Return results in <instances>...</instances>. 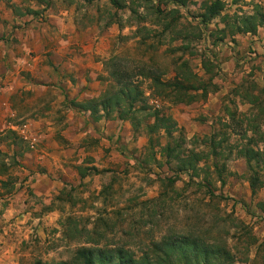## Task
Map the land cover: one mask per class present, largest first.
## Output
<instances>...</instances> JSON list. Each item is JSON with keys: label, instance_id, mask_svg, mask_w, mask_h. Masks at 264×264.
<instances>
[{"label": "rangeland", "instance_id": "obj_1", "mask_svg": "<svg viewBox=\"0 0 264 264\" xmlns=\"http://www.w3.org/2000/svg\"><path fill=\"white\" fill-rule=\"evenodd\" d=\"M156 1L161 9L174 7L167 0ZM201 1L192 0L186 7H178L176 28L182 34L173 36L168 32L161 34L163 22L156 24L157 20L149 16L140 22L146 29L141 28L136 34L133 15L116 10L109 0H0L1 6H12L14 13L35 9L36 17L30 22L35 29H47L46 52L41 54L42 60L34 63L39 78L33 80L39 90L18 87L13 95L7 94L11 72L15 71L7 56L6 42L18 39L13 34L15 30L11 33L0 30V44L4 42L5 51L0 55V162L4 164L0 169L6 170L0 179L8 182L0 183V264L70 261L79 247L88 245L84 242L86 232L99 219L105 220L107 226L99 225L97 229L108 232L107 239L112 245L124 244L138 255L149 251L150 242L164 234L192 230L219 238L233 256L230 264H264V252L258 247L260 243L264 245V214L256 206L258 201L264 202V184L251 194L248 180L251 172L238 154L239 127H234V121H229L224 111L227 106L238 113L249 112L250 105L236 90L241 93L253 82L264 88V24L255 34L226 35L215 45V30L223 27L224 22L220 16L205 26L198 23L199 18L194 20L192 16L200 11ZM222 1L225 3L222 15L264 12V0ZM64 11L68 15L59 16V24L50 20L49 15L57 16ZM0 22L5 24V20ZM18 26L22 27L16 24L14 28ZM73 37L81 43L78 48L82 51L79 56L82 64L76 65L78 77L65 74L55 79L53 73L66 71L70 66L67 61L54 58V51L59 50L54 42ZM182 44H188L189 48L177 49ZM37 54L30 52L32 57ZM111 55L127 58L131 67L142 62L149 64L151 58L157 69L164 71V80L174 75L175 63L187 60L192 73L206 84L205 97L176 103L154 97L150 80L137 78L148 102L162 106L174 119L172 136L180 138L182 147L209 154L198 163L197 176L191 177L190 172L175 173L172 170L175 162L171 166L166 164L167 158L158 145L149 142L143 125L135 130L129 120L105 118L115 133L94 136L88 131L94 122L89 111L79 109L73 102L97 97L108 86L104 61ZM19 74L21 81L30 80L25 71L20 70ZM41 80L42 88H38L37 82ZM68 81L79 83L80 90L74 99L54 92L58 87L65 89ZM39 103H45L42 112L62 118L73 111L81 119L77 129L86 131L84 157L69 159L73 163H69L68 179H61L64 175L61 167L50 166L48 155L38 158L31 154L35 143L24 138L21 124L28 119L24 115L37 113ZM10 110L15 116L10 115ZM67 127L47 124L39 133L46 134L44 139L59 141L64 133H73L72 127L64 132ZM210 135L216 141L224 140L216 146L215 154L209 143ZM157 136L161 144L166 142L162 130L151 137L155 140ZM260 173L263 179L264 167ZM33 182L49 186V190L36 191ZM252 239L255 244H251Z\"/></svg>", "mask_w": 264, "mask_h": 264}, {"label": "trees", "instance_id": "obj_2", "mask_svg": "<svg viewBox=\"0 0 264 264\" xmlns=\"http://www.w3.org/2000/svg\"><path fill=\"white\" fill-rule=\"evenodd\" d=\"M109 1L116 10H126L133 15L137 25L136 34L140 32L141 28L146 29L145 25H140V22L146 21V17L149 16L157 20H154L156 24L160 20L163 22L161 34L168 32L173 36L182 34L181 30L176 28V22L180 16L178 7H186L192 2V0H167L174 7L161 9L156 0ZM224 8L225 3L222 0H203L199 5L200 11L192 16L194 20L199 18L198 23L204 26L216 17H221L224 26L215 30L216 38L213 40L215 45L226 35L234 36L237 33L247 32L255 34L258 27L264 24V12L261 10H256L253 14L229 16L222 15ZM31 12L34 11L31 10ZM195 28L197 27L195 26ZM152 47L153 45H150V48ZM188 48V44L177 47L179 50ZM152 62L154 61L150 58L149 64L142 62L141 65L131 67L127 58L111 55L104 61L110 80L108 86L97 97L81 102L74 101V106L89 111V116L94 122L103 118L129 120L135 130L143 125L149 135V142L158 145L160 153L167 158L166 164L171 166V162H175V165L172 166L175 173L190 172L191 177L197 176L198 163L205 161L209 154L182 147L180 138L172 136V131L175 129L174 119L163 111L162 106L148 102L141 80L137 78L141 76L150 80L151 94L154 97L176 103H190L199 96L205 97L208 93L207 86L200 77L192 73L187 60L175 63L174 75L165 80L163 79L164 71L158 70ZM134 68L138 71H134ZM193 90L194 93L191 92ZM197 90H201V92L198 93ZM239 91L237 89L236 94L250 105L249 112L238 113L227 106L224 111L229 121H234V127H239L236 131L240 136L238 154L245 159L247 168L251 172L248 180L253 195L257 188L264 184V177L262 179L260 173L261 168L264 167V129H261L264 127V88H259L253 82L250 86L245 87L243 92ZM243 124H245L244 127ZM161 130L167 137L164 144L160 143L158 136L155 140L151 137L152 134L158 135ZM9 132L13 133L12 130ZM214 138L213 135L208 137L212 153L215 154L216 146L224 140L216 141ZM2 165L4 164L0 162V167ZM4 171L6 170L3 167L2 170L0 169V174ZM80 175L83 174L80 173ZM168 178L170 182L173 181L171 177ZM0 183L8 184L2 179H0ZM256 206L264 214V202L258 201ZM99 225L107 226L105 220L95 221L93 228L86 232L87 237L84 242L88 245L79 247L70 261H36L35 264H230L233 262L230 251L220 244L219 238L214 236L206 237L192 230L175 235L164 234L161 238L150 242L149 251L138 255L124 244L112 245L107 239L108 232L105 229L101 231L97 229ZM255 243L256 240L252 239L251 244ZM263 246L262 243L258 244L260 250L264 252ZM262 257L264 258V254Z\"/></svg>", "mask_w": 264, "mask_h": 264}, {"label": "crops", "instance_id": "obj_3", "mask_svg": "<svg viewBox=\"0 0 264 264\" xmlns=\"http://www.w3.org/2000/svg\"><path fill=\"white\" fill-rule=\"evenodd\" d=\"M12 2L13 1H10V3ZM38 3H40L39 6L43 7V5L41 4L42 2ZM31 10L34 12H31ZM36 13L37 11L35 9H28L25 13L20 11L14 13L12 6L0 5V21L5 20V24L0 22L1 33L4 32V30L9 31V33H11L12 30H15L16 32H14L13 34L18 39L16 42H6V45L8 46V48L6 46L7 56L11 62V65L14 68L13 71H15L11 72L12 82H10V89L7 93L8 95L15 94L17 92L18 87H23V89L26 91L30 89L32 90L34 88L36 90H39L35 87L36 81L33 80L34 77L39 78V75L34 71V63L37 59L42 60L41 54L46 52L44 51V48L47 44L45 40L47 29L44 28L40 30L38 28H34V24L32 21L30 22V20L33 17H36V15H33ZM63 14L66 15V17L68 15L66 11H64V13H60V15L57 16L55 14H51L49 15L50 20L59 24L61 21L60 17ZM16 24H21L22 27L18 26L14 28V25ZM1 43L2 44H0V55L3 56L5 52L4 48H2L4 47V42ZM54 43L55 46L58 47L57 49H59L54 51V58L59 62H61L62 60L65 62L67 61L70 67L67 68L66 71L53 73V77H55L56 79V77H62V75L65 74L72 75L73 77H78V74L76 72V68L78 67L76 65H78L77 63L79 62L80 64H82V62L80 61L81 57H79L80 52L82 53V51L78 48L79 44L81 43H79L74 37L69 38L68 41L60 40L57 42L55 41ZM60 48H63L61 50L63 52L62 56L61 53H59ZM74 50H76V52H73ZM32 51H36L39 54H37V56L35 57H32L30 55V52ZM20 54H23L21 58H19ZM20 70L25 71L26 78H29L30 80L24 79L23 81H21L19 74ZM41 77L43 78V75ZM41 83H43L42 80L41 82H37L38 88H42V86H40ZM79 90L80 88L78 82H76V84L74 85L70 81H68L67 85L65 86V89H63L62 87H58L54 89V92L62 95L63 98L67 97V99H74L77 96ZM44 104L45 103L38 104V112L33 114V116L31 115L29 117L30 112L24 115L28 116V119H25L26 121L21 124V126L24 127L22 132L24 133V138H30L32 139V142L35 143V148L31 152V154L34 153L38 156V158H44L45 155H48L49 159H46L50 163V166L55 165L61 167L64 170V175L61 179L65 180L68 179L67 174L69 170H71L69 163H73V160L71 161L69 159H73L76 157L78 158V160H82V157H84L83 151L85 150L84 146L86 145H84L85 137L83 136H85L86 131L83 132L77 129L76 125L81 119L76 117L73 111H68L65 114L64 118H62L60 115L57 114H48L47 112H42L41 109H45V107H43ZM9 112L11 116H15L14 111L10 110ZM47 124H50L52 127L68 125L64 132H66L67 129H69L70 127H72L74 130L71 134L64 133V137L59 141H56L55 139H50L49 141L48 137L47 139H44L46 138V134L39 133L41 132V127ZM30 127L36 128L34 130H30ZM88 131H90L94 136H97L98 134L101 135L104 132L115 133L111 123L109 121H106L104 118L96 122H92ZM38 152H42V154ZM39 179L42 180V178ZM31 185L34 186L36 191L49 190V186H45L42 183L40 184L37 182H33Z\"/></svg>", "mask_w": 264, "mask_h": 264}]
</instances>
